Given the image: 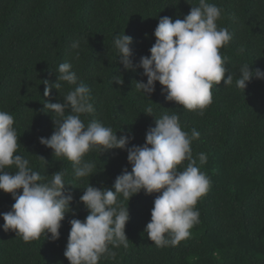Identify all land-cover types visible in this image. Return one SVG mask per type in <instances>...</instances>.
I'll use <instances>...</instances> for the list:
<instances>
[{"label":"trees","instance_id":"obj_1","mask_svg":"<svg viewBox=\"0 0 264 264\" xmlns=\"http://www.w3.org/2000/svg\"><path fill=\"white\" fill-rule=\"evenodd\" d=\"M207 2L222 10L217 26L227 28L232 36L220 51L228 68L225 79L231 73L233 83L224 85L222 80L213 85L212 103L199 115L165 100L158 82L148 97L135 87V82L147 81L137 65L142 56L150 55L159 19H183L199 0H0V111L14 117L17 154L45 180L62 171L66 190L73 196L72 211L61 221L55 241L48 234L25 242L14 231L3 230L0 216V264H69L64 256L69 221H83L88 215L80 201L88 183L114 190L116 177L123 170L131 172L126 149L93 150L84 159L96 165L94 174L77 179L71 161L53 155L39 142L52 135L53 120L58 119L44 103L64 102L81 82L90 89L94 112L80 118L85 125L95 120L111 127L118 138L129 134L127 147L142 146L147 130L163 114H178L182 130L190 134L195 128L200 133L191 143L192 154L210 180L196 205L199 223L190 229L189 238L175 246L157 247L144 231L160 193L141 190L129 201L118 196L129 213L128 242L109 244L115 256L105 254L98 264H264V78H253L244 91L236 85L243 65L264 72V0ZM123 34L132 38L131 70L124 69L114 46L115 36ZM65 62L72 65L77 85L61 81L62 87L52 88L45 97L43 81L53 85L59 65ZM114 76H121L124 83L117 85ZM149 106L153 116L144 113ZM68 114H73L70 108ZM201 153L206 156L204 163L199 160ZM14 202L11 194L0 191V214L10 211Z\"/></svg>","mask_w":264,"mask_h":264},{"label":"clouds","instance_id":"obj_2","mask_svg":"<svg viewBox=\"0 0 264 264\" xmlns=\"http://www.w3.org/2000/svg\"><path fill=\"white\" fill-rule=\"evenodd\" d=\"M222 10L207 0H199L198 6H192L183 19L164 16L154 30L155 43L149 49V56H142L137 67L143 69L147 77L145 82H135L137 91L146 97L155 91L158 82L165 100L174 101L189 111L203 110L212 103V87L222 80L224 85L233 83L229 73L225 79V58L221 49L232 39L227 28H218L217 20ZM132 38L117 35L114 46L118 58L125 70L133 69L130 57ZM73 47H78L74 43ZM70 63H61L59 76L53 85L45 80L44 96H49L51 89L62 87V82L77 85L76 73L71 71ZM236 79L238 88L244 89L253 78H264L259 69L250 70L249 65L239 69ZM115 83H124L121 76H114ZM44 108L55 113V129L49 138L41 137L39 142L52 149L53 155L63 156L74 165L77 179L94 174L96 165L84 157L91 151L99 153L111 150H127V161L132 165L131 172L123 170L117 176L113 189L96 188L88 183L80 201L88 209V215L81 221L73 218L64 256L69 264H98L107 254L114 257L109 244H125V225L129 220L127 207H122L118 196L129 199L141 190L145 194L160 193L153 201L150 222L145 232L157 247L175 246L181 240L190 237V229L199 223L198 200L210 187L209 178L200 171L193 158L191 143L200 133L193 128L191 133L182 130L178 114H163L155 120V127L146 132L142 146L127 147L131 136L123 134L119 138L111 127L98 121L87 125L80 118L81 114L94 112L90 102V89L83 82L70 90L64 102H45ZM71 113L65 115L67 109ZM145 114L152 115L151 106ZM153 116V115H152ZM17 131L14 117L6 111H0V191L9 193L14 199L11 210L0 214L4 220L3 230L14 231L25 242L44 238L59 239L61 221L65 214L72 211L70 204L73 196L66 190L64 173L57 171L50 180L30 167V162L17 154ZM46 164L44 158L40 157ZM201 163L206 156L199 154ZM188 161L183 171L178 166ZM15 167V173L5 171ZM18 190H22L17 194ZM74 214V213H73Z\"/></svg>","mask_w":264,"mask_h":264}]
</instances>
